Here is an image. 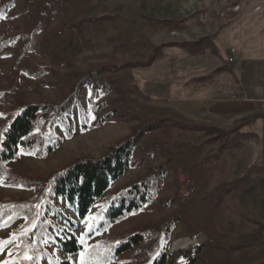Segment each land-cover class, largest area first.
<instances>
[{"label":"trees","instance_id":"trees-1","mask_svg":"<svg viewBox=\"0 0 264 264\" xmlns=\"http://www.w3.org/2000/svg\"><path fill=\"white\" fill-rule=\"evenodd\" d=\"M17 1L0 0V20L8 19L10 22L8 29L0 33V59L6 56L8 47L19 49L10 73L12 83L6 92L0 93V102L8 108L5 113L8 122L0 130V185L35 191L36 196L31 200L0 199V230L19 220L26 221L25 227L15 237L20 245V254L14 262L39 264V259L46 258L51 264H73L49 257L43 250L48 245L69 256L78 255V264H81V253L84 254L85 264H115L128 253L133 254L131 264H173L167 253V244L176 228V221L155 231L137 232L98 245H89L88 242L131 216L155 209L154 197L165 183L171 168L177 169L179 199L186 205L190 204L194 213H197L195 207H200L201 202L215 194L226 197L219 200L224 210L225 200L242 187L241 182L247 183L264 169L253 167L242 181L216 184L218 164L226 151L245 147V142L254 136L241 133V128L264 120V114L255 113L236 120L231 129L196 123L175 110L160 109L158 104L161 103L144 95L135 83L133 71L150 68L156 61L162 60L166 48H177L192 56L215 52L212 38L159 47L149 45L147 41L145 44L149 54L146 57L139 54L134 60L113 66L105 65L104 68L91 69L84 74L75 71L57 74L56 85L63 95L61 104L43 100L36 104L27 103V95H36L40 86L48 85L43 79L50 74L45 68L37 69L29 65V55L33 51L36 36L47 30L51 20L66 6L72 7L75 16H79L85 0H23L25 22L20 28L14 25L13 17L9 15ZM103 23V18L84 20L71 26V29L82 39L87 26L99 32ZM183 23L171 20L165 25L176 32L186 30L187 26ZM59 37L58 33L52 31L46 35L41 46V52L46 50L44 53L51 56L54 63H58L57 56L61 50ZM133 37L130 27H118L108 41L125 53H131L142 46L133 44ZM67 61L59 60L64 67ZM222 71L217 70L190 83L212 81ZM22 77L32 78L39 84L27 87L21 83ZM83 89L90 93L86 109L81 107L79 101ZM74 109H78L81 133L122 120L138 121L140 125L104 158L75 162L46 181L27 178L6 167L22 156L43 160L57 151L63 143L58 130L63 131L65 139H71L76 132ZM212 146H216V149L209 157L206 151ZM157 148L161 149L159 153L167 163L150 171L142 181L115 191L107 198L112 185L125 175L131 164L149 168L157 158ZM99 204L102 205L99 217L78 239L72 232L76 224L67 213L75 215L79 222H85ZM62 207L64 211L59 209ZM207 233L209 239L215 240L217 235L214 231L209 230ZM256 242L258 236L243 246H224L223 240L208 242L196 251V257L188 258L187 264H236L237 254L251 248Z\"/></svg>","mask_w":264,"mask_h":264},{"label":"rangeland","instance_id":"rangeland-1","mask_svg":"<svg viewBox=\"0 0 264 264\" xmlns=\"http://www.w3.org/2000/svg\"><path fill=\"white\" fill-rule=\"evenodd\" d=\"M24 10V1L18 0L16 6L9 12V15L13 17L14 25L18 28L24 25ZM99 18L104 19L100 31H93L92 27L87 26L82 39L77 36L75 30L71 29V26L81 21ZM171 20L184 21L183 24L187 26L186 30L172 32L165 25ZM9 23L8 19L0 20V33L8 29ZM126 26L130 27L134 34L133 44L142 45L131 53H125L108 41V38L115 35L116 28L124 29ZM52 31L60 35L61 50L57 56L58 63H54L52 57L45 54L46 50L41 52L44 38ZM205 38H212L216 48L215 52L209 51L192 56L177 48H166L163 59L156 62L166 61L170 67L173 82L186 87L192 85L190 82L195 79L209 76L217 70H223L222 72L228 74V78L231 79L233 91L229 92L230 97L233 95L236 98L247 95L264 96L259 94V90H257L259 86L255 80L252 83L254 88L249 89L245 85L244 78L245 62H249V59L259 62L261 58L264 62L263 1L85 0L79 16H75L72 7L66 6L59 15L51 20L49 28L36 36L33 51L29 55V65L37 69L45 68L50 74H47L43 79V82L48 85L40 86L37 96L35 94L27 95L25 101L36 104L43 100L59 105L63 102V95L56 85L57 74L69 73V71L84 74L91 69L104 68L105 65L113 66L134 60L139 54L146 57L149 54L145 44L147 41L149 45L159 47L170 43H195ZM250 45L256 46V52H253V49L250 50ZM260 46L262 51H259ZM231 49L236 51V58L232 64L228 61ZM18 51L17 47H8L5 51L6 56L0 59V93L6 92L12 83L10 73L14 68ZM59 60L62 62L68 60V63L64 67ZM138 70H143L138 73L142 88L138 85L135 76V72ZM133 76L142 93L149 97L144 91H148L146 87L148 82H153L150 73L144 69H135ZM21 83L27 87L39 84L34 79L27 77H22ZM89 96L90 93L87 89H83L79 95L81 107L84 109L88 106ZM155 101L161 103L158 104L160 109L175 110L164 100ZM254 102L258 104L255 109L264 113V98H257ZM7 111L8 108L0 102V130L8 122L5 117ZM73 120L76 128L74 136L71 139H65L63 131L58 130V136L63 138V143L52 155L43 160L22 156L18 161L7 164L6 167L27 178L46 181L54 173L64 170L75 162L104 158L120 142L129 138L140 125L138 121L122 120L117 123H108L87 133H81L78 109L73 110ZM236 120L191 121L231 129ZM241 133L252 134L254 137L245 142L243 149L229 150L224 153L216 170V184L242 181L253 167L264 169V122L257 123L256 121L250 126L243 127ZM215 149L216 146L209 147L206 151L207 156H212ZM160 150V148L155 149L157 158L149 168L137 167L136 163L131 164L125 175L112 185L107 198L115 191L142 181L150 171L165 165L167 160L160 155ZM240 186L242 187L237 192L225 200L224 210L219 202L222 196L215 194L201 202L200 207H195L197 213H194L190 209L192 208L190 204L186 205L179 199L177 169L171 168L165 183L154 197L156 200L155 209L129 217L91 239L88 244L98 245L108 240L128 237L137 232L155 231L163 225L176 221V228L167 244V253L168 256H171L170 261L173 264H187L188 258L196 257V251L208 242L215 243L223 240L224 246H243L251 243L255 236H258V242L237 254L236 264H264V170L254 175L252 180L249 179L247 183L241 182ZM35 196V191L7 188L0 185V199L2 200H31ZM59 209L65 210L63 207ZM101 211L102 205L99 204L85 222H79L75 215L67 213L76 224L72 232L78 239L87 232L90 224L99 217ZM25 224V220H19L12 226L0 230V264H19L14 262L20 254L18 251L20 245L18 246L15 237L22 231ZM209 230L214 231L217 235L215 240L209 239L207 233ZM16 247L17 249L13 250ZM43 250L49 257L58 261H70L73 264H78V255L69 256L48 245H45ZM132 256V253L125 254L115 264H131ZM39 264L51 263L48 259L41 258Z\"/></svg>","mask_w":264,"mask_h":264},{"label":"crops","instance_id":"crops-1","mask_svg":"<svg viewBox=\"0 0 264 264\" xmlns=\"http://www.w3.org/2000/svg\"><path fill=\"white\" fill-rule=\"evenodd\" d=\"M264 2V0H261ZM262 44V41H261ZM256 46L250 45V50H255ZM262 47L260 46V50ZM261 60V61H260ZM259 62H245V85L252 89L253 80L258 84L259 94L264 95V62L261 58ZM150 73L153 82L146 85L148 91H144L149 97L155 100H164L169 106L177 110L185 117L191 120H200L202 122H215L217 120L242 119L255 113H262L255 108L258 104L254 102L257 98L264 96L247 95L246 97L236 98L235 95L229 96L233 91L231 79L228 74L221 73L212 81L183 86L173 82L171 70L166 61L156 62L151 68L144 69ZM135 72L138 85H142L138 79V73ZM152 73V74H151ZM227 75V76H226ZM245 91L246 88L244 87ZM251 91V90H250ZM264 114V113H263ZM263 120L257 123H263Z\"/></svg>","mask_w":264,"mask_h":264},{"label":"built area","instance_id":"built-area-1","mask_svg":"<svg viewBox=\"0 0 264 264\" xmlns=\"http://www.w3.org/2000/svg\"><path fill=\"white\" fill-rule=\"evenodd\" d=\"M229 58V63H234V61H235V58H236V51L234 50V49H231V50H229V56H228ZM194 243V242H193ZM192 243V244H193ZM195 244V243H194Z\"/></svg>","mask_w":264,"mask_h":264},{"label":"snow or ice","instance_id":"snow-or-ice-1","mask_svg":"<svg viewBox=\"0 0 264 264\" xmlns=\"http://www.w3.org/2000/svg\"><path fill=\"white\" fill-rule=\"evenodd\" d=\"M83 253H81V264H85L84 260H83ZM26 259H30V257H26Z\"/></svg>","mask_w":264,"mask_h":264}]
</instances>
